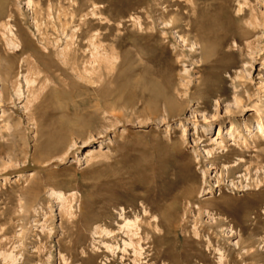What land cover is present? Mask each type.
Wrapping results in <instances>:
<instances>
[{"label":"rangeland","instance_id":"rangeland-1","mask_svg":"<svg viewBox=\"0 0 264 264\" xmlns=\"http://www.w3.org/2000/svg\"><path fill=\"white\" fill-rule=\"evenodd\" d=\"M259 123L264 0H0V264H264Z\"/></svg>","mask_w":264,"mask_h":264},{"label":"bare ground","instance_id":"bare-ground-1","mask_svg":"<svg viewBox=\"0 0 264 264\" xmlns=\"http://www.w3.org/2000/svg\"><path fill=\"white\" fill-rule=\"evenodd\" d=\"M221 14V13H220ZM218 18V17H217ZM216 19V18H215ZM219 20V19H218ZM216 21H217V19H216ZM224 21H225V19H224ZM215 23H217V22H215ZM226 23V22H225ZM207 25V24H206ZM213 25V24H212ZM211 25V26H212ZM215 26V25H214ZM223 26H225L226 27V24H223ZM218 27V26H217ZM211 28V27H210ZM212 28H214L213 26H212ZM215 29H216V27H215ZM223 29H226V28H223ZM208 31L209 30V28L207 27V26H202V27H199L198 28V31H199V33H201V34H203L205 31ZM213 32V31H212ZM209 34H211V33H209ZM213 34V33H212ZM200 38V37H199ZM205 38V35H202V39H204ZM174 104V102H172V101H170V100H165L164 101V106H165V112L166 113H168V114H171L172 113V111H173V104ZM163 106V105H162ZM163 106V107H164ZM211 120H214V117H211ZM232 134H230V136H231ZM254 135H255V137L257 138V140H261L263 143V145H264V123H259L258 125H256L255 126V133H254ZM64 155V154H63ZM59 198H60V195H57V199L59 200ZM134 221H136V220H134ZM134 221H124V224H123V226H121L120 228L123 230H126V233H125V235H128L129 236V244L127 245V244H125V243H123L122 245H126L127 246V248L129 247V248H131V250H132V252H133V255L134 256H136V255H138L139 254V252L142 250L141 249V247L139 246V242L141 241V239H140V237H139V234H138V231H139V229H138V227L137 226H135V223H134ZM150 221V220H149ZM156 221V220H155ZM155 228L157 227V223L155 224V225H153ZM108 232V231H107ZM109 235V234H108ZM111 235V234H110ZM197 236V235H196ZM195 236V237H196ZM114 238V237H113ZM112 239V238H111ZM134 239H136L135 241H134ZM125 247V246H124ZM111 247H109L108 248V250H110V251H112V249H110ZM114 249L116 250V249H118V248H116V247H114ZM125 252V251H124ZM2 255H4V254H2ZM139 256V255H138ZM137 256V257H138ZM10 259V256L8 255H5V256H3V258H2V260L3 261H6V259ZM139 258V257H138ZM7 259V260H8ZM2 261V262H3ZM4 264V263H3Z\"/></svg>","mask_w":264,"mask_h":264}]
</instances>
